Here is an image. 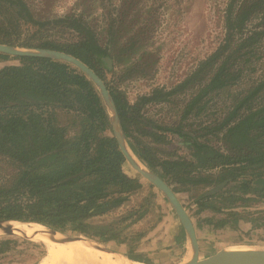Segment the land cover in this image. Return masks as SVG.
Wrapping results in <instances>:
<instances>
[{
  "label": "trees",
  "instance_id": "trees-1",
  "mask_svg": "<svg viewBox=\"0 0 264 264\" xmlns=\"http://www.w3.org/2000/svg\"><path fill=\"white\" fill-rule=\"evenodd\" d=\"M125 16L126 12L109 16L106 38L101 42L83 13L38 20L22 0H0V44L59 51L87 65L108 88L125 137L136 146L139 161L174 194L190 196L194 205L190 218L209 212L215 230L261 229L264 236V209H257L264 203V77L232 95L218 125L199 124L192 130L182 125L191 115L199 117L207 96L240 85L244 69L252 64L264 37V31L256 28L247 31L252 19L264 23V0H229L223 11L224 37L215 51L182 81L169 89H152L133 104L104 79L106 73H113L119 34L134 25L126 24ZM54 27L73 32L77 40L52 39L49 31ZM138 47L139 40L131 37L124 51L132 54ZM10 59L18 63L0 69V158L13 172L0 185V221L35 223L62 235L126 245L124 257L150 264L136 251L144 233L128 239L121 229L91 223L142 189L140 176L126 174L129 166L115 139L104 134L111 127L94 85L78 69L61 61L0 53V61ZM187 91L193 93L174 126L157 124L141 113L144 107L170 103ZM61 118L66 123L60 122ZM219 134L224 151L210 144ZM170 135L188 151L186 157L156 156L152 145L170 144ZM129 147L133 149L131 143ZM222 183L221 190L205 196ZM18 242L12 236L0 238V257L12 253ZM30 244L39 249L32 263L38 264L46 250L40 244Z\"/></svg>",
  "mask_w": 264,
  "mask_h": 264
},
{
  "label": "rangeland",
  "instance_id": "rangeland-1",
  "mask_svg": "<svg viewBox=\"0 0 264 264\" xmlns=\"http://www.w3.org/2000/svg\"><path fill=\"white\" fill-rule=\"evenodd\" d=\"M22 1L29 8L32 16L38 20L83 13L87 22L95 28L101 42H104L106 38L104 29L109 16L114 18V15L126 12V24L134 25L130 29L127 28V31L122 30L119 34L116 52L114 50L113 73H106L104 79L110 87L121 92L124 98L133 104L138 97L148 94L152 89L161 87L169 89L182 81L200 61L215 51L224 37L223 11L229 0ZM138 12H141V15ZM254 28L264 31V23L259 18L252 19L247 26V31ZM49 33L52 39L59 42L77 40V36L73 32L58 27L52 28ZM131 37L137 38L141 45L138 47L139 50L132 54L131 51H124L128 48ZM256 50L252 64L244 69V77L240 85L231 88V90L207 96L204 99L207 101L206 107L199 117L195 118L191 115L188 120L182 122V125H185V130H192L199 124L218 125L225 117L232 95L247 88L251 81L264 77V37L259 41ZM17 63L18 61L13 59L0 61V69L6 65ZM192 93L193 91H187L167 104L149 105L144 107L141 113L145 118L157 124L174 126L179 123L183 114L182 109ZM60 122L66 123L63 118ZM104 134L112 136L111 129ZM170 139V144L152 145L155 147L156 156L159 159L173 155L186 157L188 151L179 144L178 138L175 135H170ZM127 143L129 145L131 143L133 149L130 150L138 159L133 141L127 139ZM210 144L221 151L225 149L220 140V134L213 136ZM126 171L129 177L139 176L134 174L130 168H127ZM12 172V167L0 158V185L6 183ZM140 179L142 189L132 194L129 201L104 216L91 219V223L121 229L122 235L128 239L138 233H144V238L138 243L136 251L141 252L139 257L147 259L150 264H164V258L160 254L166 255V251L169 252L170 249L172 253L170 252L169 257L178 256V261L181 256H184V251L186 252L185 244L190 250L189 242L186 236L185 238L184 236L176 237V234L180 233V227H178L180 224L164 196L147 181L141 177ZM175 195L190 217L194 210L190 196L184 193ZM257 207V209H264V203ZM140 214H144V216L137 218ZM211 217V213L205 212L190 218L193 226H196L194 229L202 252H207L204 254L209 255L227 248L264 249V236L261 229L248 230L244 228L234 231L226 228L215 230L210 224L214 223ZM216 217L219 216H215L214 220ZM69 235L71 234L67 236ZM2 237L7 236L3 235ZM12 237L17 238L19 242L12 253L6 257H0V264H32L37 258L39 249L30 243L42 244L21 235ZM93 242L109 250H117L121 255L127 251L126 245H117L114 242L107 244ZM42 246L46 250L45 245ZM150 253L157 254L152 257L149 255ZM204 254L201 253V256H205ZM185 259L183 258V261ZM171 263L173 264L174 261Z\"/></svg>",
  "mask_w": 264,
  "mask_h": 264
},
{
  "label": "water",
  "instance_id": "water-1",
  "mask_svg": "<svg viewBox=\"0 0 264 264\" xmlns=\"http://www.w3.org/2000/svg\"><path fill=\"white\" fill-rule=\"evenodd\" d=\"M14 9L16 11L18 10L16 6H14ZM0 53L8 55L10 57H39V58H48V59L67 63L78 69L80 72H82L87 77V79L94 85L107 111L109 124L112 131V137L115 139L118 149L122 153L127 165L133 172H135L142 179L147 181L150 185H152L156 190H158L164 196L166 201L171 206L182 230L184 231V234L190 245V250H189L188 258L182 261L180 264H264V250L255 249V248H227V249H221L210 255L201 256L196 232L193 223L188 215V212L182 206L181 202L179 201L177 196L173 193L171 188L157 175L149 171L134 156V154L132 153V151L128 146L127 138L125 137L116 107L114 105L113 98L108 88L106 87L102 79L98 75H96V73L92 71L87 65H85L84 63H82L81 61H79L78 59L74 58L71 55L59 51L48 50V49H27V48H20V47L0 44ZM224 185L225 184L222 183L218 186L209 189L205 193V196H209L218 192L224 187ZM10 222L12 221H0V229L3 228L2 233L5 236L14 235L12 227L8 225V223ZM47 230L50 231L51 233L60 236L63 242H73V241L93 242L92 240L82 235L71 234L67 236L51 231L49 229ZM95 244L102 251H106L109 253H117L115 251L109 250L101 246L100 244L97 243Z\"/></svg>",
  "mask_w": 264,
  "mask_h": 264
},
{
  "label": "bare ground",
  "instance_id": "bare-ground-1",
  "mask_svg": "<svg viewBox=\"0 0 264 264\" xmlns=\"http://www.w3.org/2000/svg\"><path fill=\"white\" fill-rule=\"evenodd\" d=\"M8 225L12 227L14 235L45 245L46 256L38 264H141L130 261L120 253L102 251L90 241L63 242L60 236L35 223L12 221ZM2 232L3 228L0 229V237L3 236Z\"/></svg>",
  "mask_w": 264,
  "mask_h": 264
},
{
  "label": "crops",
  "instance_id": "crops-1",
  "mask_svg": "<svg viewBox=\"0 0 264 264\" xmlns=\"http://www.w3.org/2000/svg\"><path fill=\"white\" fill-rule=\"evenodd\" d=\"M172 225H173V224H172ZM178 227H180V233L176 234V237L178 236V237L181 238V237L184 236V238H185L184 231L182 230L181 226H178ZM197 240H198V238H197ZM185 242H187V241H185ZM198 244H199L200 254H201V253H203V254H204V253H207L206 251L202 252L203 250L201 249V246H200L199 241H198ZM184 246H185L186 252L184 251V256H181V257L179 258L178 261H177V257H178V256H174V257H172V258L169 257V256L171 255V253H172V250H171V249L169 250V252L165 250V251L167 252L166 255H161V254H160V256L164 258V261H165L164 264H172L171 261H172V262L174 261L173 264H180L181 261H183V258H184V259H185V258L187 259L188 256H189V249H187V248H188L187 244H185ZM114 251H115V250H114ZM150 251H152V250H150ZM115 252L118 253L117 250H116ZM170 252H171V253H170ZM168 253H169V254H168ZM214 253H215V252H214ZM156 254H157V253H150L149 255H151L152 257H153V256L155 257ZM211 254H213V253H211ZM204 255H206V254H204ZM209 255H210V254H209ZM168 259H169V261H168ZM176 261H177V262H176Z\"/></svg>",
  "mask_w": 264,
  "mask_h": 264
}]
</instances>
